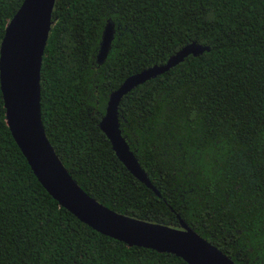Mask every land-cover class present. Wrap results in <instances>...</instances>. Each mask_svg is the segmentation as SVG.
Returning a JSON list of instances; mask_svg holds the SVG:
<instances>
[{
	"label": "trees",
	"instance_id": "1",
	"mask_svg": "<svg viewBox=\"0 0 264 264\" xmlns=\"http://www.w3.org/2000/svg\"><path fill=\"white\" fill-rule=\"evenodd\" d=\"M23 1L0 0V44ZM52 21L41 120L72 179L116 213L173 228L182 220L234 264H264V0H55ZM108 23L113 40L99 65ZM191 43L209 51L118 106L121 134L157 196L98 125L126 78ZM0 264L187 263L128 247L60 207L12 138L0 90Z\"/></svg>",
	"mask_w": 264,
	"mask_h": 264
},
{
	"label": "water",
	"instance_id": "2",
	"mask_svg": "<svg viewBox=\"0 0 264 264\" xmlns=\"http://www.w3.org/2000/svg\"><path fill=\"white\" fill-rule=\"evenodd\" d=\"M54 4L55 0H24L6 25L0 44V90L6 125L37 181L60 207L81 223L128 247L172 254L187 264H234L182 220L178 228H173L116 213L91 198L69 175L46 136L40 110V71L53 26ZM113 34L114 27L108 23L96 57L99 65L106 60ZM205 51L209 48L191 43L164 65H154L126 78L110 94L98 125L117 159L157 196L159 193L121 134L118 106L123 96L134 88L168 72L189 55L196 57Z\"/></svg>",
	"mask_w": 264,
	"mask_h": 264
}]
</instances>
